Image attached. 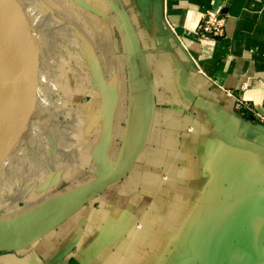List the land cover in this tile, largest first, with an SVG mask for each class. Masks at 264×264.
<instances>
[{
    "label": "crops",
    "instance_id": "crops-1",
    "mask_svg": "<svg viewBox=\"0 0 264 264\" xmlns=\"http://www.w3.org/2000/svg\"><path fill=\"white\" fill-rule=\"evenodd\" d=\"M72 1L93 38L44 11L89 51L70 90L35 81L29 106L0 77V242L144 143L123 177L0 264H264V0ZM209 10L226 31L200 40Z\"/></svg>",
    "mask_w": 264,
    "mask_h": 264
},
{
    "label": "rangeland",
    "instance_id": "rangeland-1",
    "mask_svg": "<svg viewBox=\"0 0 264 264\" xmlns=\"http://www.w3.org/2000/svg\"><path fill=\"white\" fill-rule=\"evenodd\" d=\"M76 5L72 0H8L9 42L0 74L4 76V80H9V84L20 97L25 98L29 106L33 103L35 89L31 87L35 81L40 80L43 85L56 82L67 91L76 80L73 72L83 70L84 54L89 52L88 48L79 40L68 45L64 38L55 33L56 29L48 30L45 21L48 15L44 12L58 9L65 14V19L74 21L78 29L81 27L93 38L90 31L92 29L84 22L86 14L80 12ZM55 95L53 93L52 97ZM13 96L16 101L20 100L16 95L10 94L11 100L14 99ZM8 99L4 86L0 96V100L4 101L2 105H7ZM6 111L4 110L5 113ZM41 118V115H33L30 122Z\"/></svg>",
    "mask_w": 264,
    "mask_h": 264
},
{
    "label": "water",
    "instance_id": "water-1",
    "mask_svg": "<svg viewBox=\"0 0 264 264\" xmlns=\"http://www.w3.org/2000/svg\"><path fill=\"white\" fill-rule=\"evenodd\" d=\"M7 4L8 0H0V73H2L5 64L7 56V47L9 42V22L7 17ZM136 54H141L139 49L136 51ZM96 75V80L100 88L105 93H107L106 81L101 70L96 69ZM15 95L20 97L18 93H16V91ZM23 99L25 100V98ZM143 143L144 142L142 140V142L136 147L132 156L119 170H114L105 175H101L88 186L80 188L76 191L71 192L69 195L64 196L63 199L59 203L54 205L52 208H49L45 211L43 210L36 216L35 221L27 224H21L16 229V231L14 232V236L11 239L0 242V252L19 249L25 246L26 244L30 243L41 233L42 230H44L47 225L54 223L59 218L68 213L70 210H72L74 207L84 203L95 193L104 191L109 184L123 177V175L127 172V170L132 166L133 162L135 161L139 151L142 148Z\"/></svg>",
    "mask_w": 264,
    "mask_h": 264
},
{
    "label": "built area",
    "instance_id": "built-area-1",
    "mask_svg": "<svg viewBox=\"0 0 264 264\" xmlns=\"http://www.w3.org/2000/svg\"><path fill=\"white\" fill-rule=\"evenodd\" d=\"M226 31V17L222 15L219 10H209L207 11L202 20L198 23L194 29V33L200 40H205L209 38H218L225 34ZM170 36H173L171 43L175 46H182L180 36L176 33L173 27L170 29ZM237 104L243 106L246 109H252L249 102L243 99H238ZM259 117L260 114H257Z\"/></svg>",
    "mask_w": 264,
    "mask_h": 264
},
{
    "label": "bare ground",
    "instance_id": "bare-ground-1",
    "mask_svg": "<svg viewBox=\"0 0 264 264\" xmlns=\"http://www.w3.org/2000/svg\"><path fill=\"white\" fill-rule=\"evenodd\" d=\"M0 77H1V74H0Z\"/></svg>",
    "mask_w": 264,
    "mask_h": 264
}]
</instances>
